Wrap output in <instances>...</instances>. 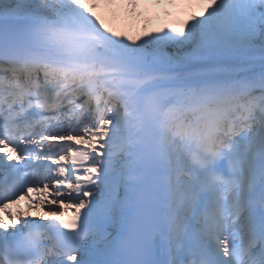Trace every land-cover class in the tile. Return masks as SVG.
Listing matches in <instances>:
<instances>
[{"label": "snow or ice", "instance_id": "6c2138e0", "mask_svg": "<svg viewBox=\"0 0 264 264\" xmlns=\"http://www.w3.org/2000/svg\"><path fill=\"white\" fill-rule=\"evenodd\" d=\"M166 3L0 0V264H264V0Z\"/></svg>", "mask_w": 264, "mask_h": 264}, {"label": "bare ground", "instance_id": "6f19581e", "mask_svg": "<svg viewBox=\"0 0 264 264\" xmlns=\"http://www.w3.org/2000/svg\"><path fill=\"white\" fill-rule=\"evenodd\" d=\"M143 2V1H142ZM148 3L150 5H153L154 7L153 8H164V7H168V8H171L173 9V7H169L167 5V3L165 2H162L161 4L159 5H156L154 3V0H150V2L148 1ZM147 5V0L146 2L144 3ZM110 17V16H109ZM109 23H113L114 26H117V27H120L123 31H125L126 34H129V35H132L134 38L135 37H138L139 35V31L140 29L143 27V25L145 24L144 20L142 17H139L138 21L137 22H132V20H130L128 17L127 18H124V19H121V20H109ZM150 29L147 28V26L144 28L143 30V35H145V32L146 31H149ZM158 30V29H157ZM142 35V36H143ZM140 36V35H139Z\"/></svg>", "mask_w": 264, "mask_h": 264}, {"label": "rangeland", "instance_id": "374dc122", "mask_svg": "<svg viewBox=\"0 0 264 264\" xmlns=\"http://www.w3.org/2000/svg\"><path fill=\"white\" fill-rule=\"evenodd\" d=\"M147 25L150 27V28H153L156 26V22L153 21V20H150V18L146 21Z\"/></svg>", "mask_w": 264, "mask_h": 264}]
</instances>
